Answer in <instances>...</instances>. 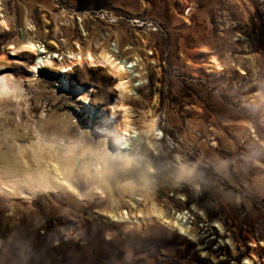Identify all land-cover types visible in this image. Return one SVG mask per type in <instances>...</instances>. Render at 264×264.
Segmentation results:
<instances>
[{
	"label": "rangeland",
	"instance_id": "374dc122",
	"mask_svg": "<svg viewBox=\"0 0 264 264\" xmlns=\"http://www.w3.org/2000/svg\"><path fill=\"white\" fill-rule=\"evenodd\" d=\"M24 38L60 58L114 44L136 64L128 145L108 67L59 74L52 59L32 77L36 55L9 50ZM0 59L24 99L0 100L3 153L37 125L48 139L157 158L136 169L147 182L106 187L102 172L80 174V192L0 194V264H264V0H1Z\"/></svg>",
	"mask_w": 264,
	"mask_h": 264
},
{
	"label": "bare ground",
	"instance_id": "6f19581e",
	"mask_svg": "<svg viewBox=\"0 0 264 264\" xmlns=\"http://www.w3.org/2000/svg\"><path fill=\"white\" fill-rule=\"evenodd\" d=\"M2 25L7 26V23L4 21L2 22ZM26 44L33 45L35 47V51H28L24 47ZM76 49L77 50L60 58L59 55L57 56L53 55V53H49L45 47H42L41 44L39 45L30 38H24L23 40L18 41L17 44H11L9 48V50L13 53L18 51L36 55L35 63L30 68V71L28 70L32 77L36 76L42 66L49 67L52 59H56L60 63L61 69L59 68L60 70L58 73L64 74L65 72H69L75 66L81 64L88 66L103 65L105 64V56L112 57L109 54V51L105 50L90 51L89 48L83 50L78 44ZM89 53L93 56V62H89L88 60ZM112 59L114 62L118 63L119 66H123L124 69V71L117 77H113L116 79L117 83L121 80L125 81L127 91H129L128 88L132 87L130 79L131 70H127L122 62H117L114 58ZM2 63L3 61L0 59V64ZM131 65L133 66L136 64L131 62ZM108 70L110 73L113 71L110 67H108ZM0 82H2L0 83V100L8 97L17 103L19 100L23 99L19 83L14 80L13 76H0ZM133 86L139 85L133 84ZM13 88L18 89L19 91L12 92L11 90ZM127 91L118 90L119 97L113 107L112 115L114 116L117 111H121L123 114L124 125L121 129L119 137L121 141L124 140L128 145V142H130L134 137L131 136L132 132L130 129L131 119L129 117V108L125 107L128 100L126 98ZM150 124L151 127H154L156 121L151 120ZM31 130L32 134L35 136L34 141L28 143L27 145L16 146L13 144L10 146L13 147L15 145L17 147V155H12L11 157L10 153H3L0 149V194L6 196H18L26 194L24 190L32 194L36 190L47 191L56 189H68L80 192L81 190L79 191L78 189L79 185H84L81 184L78 179L80 174H83V178H85L88 174L93 173L94 176H91L96 178L102 172L107 176L104 182L106 187L115 188L116 186L122 184L128 185L137 184L139 182H147L149 177L147 172L144 171L140 173L136 169L137 167L145 168L147 165H153L155 164L154 162L157 161V158H150L147 153L148 151L146 152L144 149L141 150V148L140 150L138 149V151H131L129 154H120V152L115 150L113 151L107 145L103 146L99 144L96 147H90L86 142H84L86 137L76 145L75 141H66L64 139L56 138L53 139L55 136H51V139H48L47 135H42L40 126L35 125ZM160 134L161 133L158 132L157 135ZM127 145L125 144L120 147L112 148L123 150L124 146ZM163 169L164 168H161V173H163ZM165 170L167 171V175L175 177H181L186 172L184 169L180 170L176 168H166ZM83 181L86 180L83 179ZM101 189L103 190V188ZM154 213H162L163 219L166 217V219H169L170 217L169 214L152 207L148 211V215L154 216L158 219ZM176 225L179 226V231L180 228H183L187 233V236L196 238V235L191 232L192 227L185 226L181 223L179 224L177 221Z\"/></svg>",
	"mask_w": 264,
	"mask_h": 264
},
{
	"label": "snow or ice",
	"instance_id": "6c2138e0",
	"mask_svg": "<svg viewBox=\"0 0 264 264\" xmlns=\"http://www.w3.org/2000/svg\"><path fill=\"white\" fill-rule=\"evenodd\" d=\"M24 47L30 52H34L35 51V47L33 45H31V44H26V45H24ZM88 60H89V62H93V56H92L91 53L88 54ZM104 60H105V64H103L101 66H106V67L112 68L113 71L110 74L113 75L114 77H117L120 73H122L124 71L123 66H119L118 63L114 62L112 57L105 56ZM217 67L219 68V65H217ZM0 83H2V82H0ZM116 88H117V90H120V91H127L126 82L122 81V80L119 81L116 84ZM11 91L12 92H18L19 90L16 89V88H13ZM154 215H156L158 218L162 219L163 223L171 224L170 221H168L166 219H163V214L162 213H154ZM176 227H179V226L176 225ZM180 232L182 234H185V235L187 234L183 228H180Z\"/></svg>",
	"mask_w": 264,
	"mask_h": 264
},
{
	"label": "built area",
	"instance_id": "2783aa9c",
	"mask_svg": "<svg viewBox=\"0 0 264 264\" xmlns=\"http://www.w3.org/2000/svg\"><path fill=\"white\" fill-rule=\"evenodd\" d=\"M110 50L112 58H114L117 62L126 63L127 69L132 70L135 67V65L132 66L131 63H127L125 59L122 58L118 50H116L114 44H111Z\"/></svg>",
	"mask_w": 264,
	"mask_h": 264
}]
</instances>
